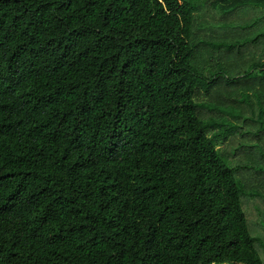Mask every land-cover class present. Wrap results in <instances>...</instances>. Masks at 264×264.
<instances>
[{
	"label": "trees",
	"instance_id": "1",
	"mask_svg": "<svg viewBox=\"0 0 264 264\" xmlns=\"http://www.w3.org/2000/svg\"><path fill=\"white\" fill-rule=\"evenodd\" d=\"M238 120L264 131V0H0V264H264Z\"/></svg>",
	"mask_w": 264,
	"mask_h": 264
},
{
	"label": "rangeland",
	"instance_id": "2",
	"mask_svg": "<svg viewBox=\"0 0 264 264\" xmlns=\"http://www.w3.org/2000/svg\"><path fill=\"white\" fill-rule=\"evenodd\" d=\"M206 18H207L208 21L211 22V19H210L209 17H206ZM207 50H209V49L207 48V49H202V50H201L202 53L199 54V56H200V58H201V61H202L204 58H208V57H209V54H208ZM206 73H207L208 75H210V74H209V71H207ZM199 99H200L201 102H205V101H206V99H205V94L202 93V95H200V98H199ZM223 116H225V114H223ZM238 121H239L241 127H243L244 130L248 131V134L250 133L249 135L245 136L246 141L251 140L250 143H251L252 141H256V142H258V138H259V139H260V142H264V131L260 132V136L256 138V137H254V134L256 133V130H257V129L254 130V126H251V125H249V124H243L244 122H242V120H241V121L238 120ZM241 130H242V128L240 129V131H241ZM233 137H237L238 140L242 139V137H240V135H238V136L230 135L229 138H228L227 140H225L224 142L219 143L218 146H217V148L224 149L225 152L230 153V150H231L234 146H236V144H237V140H234V141H233V139H232ZM243 138H244V137H243ZM244 140H245V139H244ZM262 148H263V147H262ZM230 156H231V155H230ZM230 159H231V162H232V160H233V161H236V160H238V159H241V160H242L241 163H244V161H247V160H248V156H246V153H245L244 156H243L241 150L239 149V151H238V155L235 156V157H232V156H231ZM246 164H247V163H246ZM253 164H254V163H253ZM249 165H250V164H249ZM263 166H264V165H260V166H258V169H263Z\"/></svg>",
	"mask_w": 264,
	"mask_h": 264
}]
</instances>
